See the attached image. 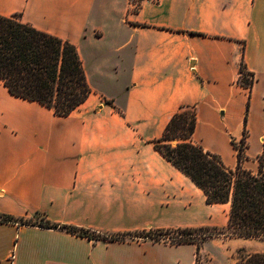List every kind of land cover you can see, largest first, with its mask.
Instances as JSON below:
<instances>
[{"label": "crops", "instance_id": "1", "mask_svg": "<svg viewBox=\"0 0 264 264\" xmlns=\"http://www.w3.org/2000/svg\"><path fill=\"white\" fill-rule=\"evenodd\" d=\"M16 14L77 47L92 93L60 116L0 79V214L37 222L0 220V264H197V242L155 232L225 228L231 204L208 203L155 140L195 106L194 141L227 166L245 127L261 152L264 0H0Z\"/></svg>", "mask_w": 264, "mask_h": 264}, {"label": "trees", "instance_id": "2", "mask_svg": "<svg viewBox=\"0 0 264 264\" xmlns=\"http://www.w3.org/2000/svg\"><path fill=\"white\" fill-rule=\"evenodd\" d=\"M240 72L238 83L252 87L255 74L247 71L244 61ZM0 79L13 95L37 101L60 116L70 115L92 93L77 47L22 22L17 14L0 15ZM197 124L196 107L181 106L163 135L155 140V147L205 192L208 203L231 204L229 224L225 228L160 230L155 236L175 234L177 243L197 242L199 247L203 239L216 235L264 240V137L257 169L247 168L245 127L241 145L233 140L238 162L229 167L220 155L194 141ZM41 216L40 225L44 227H64L78 235L94 236L90 230L55 224ZM0 220L37 224L32 219L2 214ZM201 231L213 232L202 233V239L198 240L196 235ZM236 264H264V252L249 253Z\"/></svg>", "mask_w": 264, "mask_h": 264}, {"label": "rangeland", "instance_id": "3", "mask_svg": "<svg viewBox=\"0 0 264 264\" xmlns=\"http://www.w3.org/2000/svg\"><path fill=\"white\" fill-rule=\"evenodd\" d=\"M173 143H175V141ZM237 144L241 145V140H238ZM260 148L261 146L259 147L257 143H252L249 145V148L246 149L249 154V159L245 162L247 168L252 170L257 169V156ZM207 232L208 231L199 232L196 235V238L198 240L202 239V233ZM212 232L213 231H209L208 233ZM174 236L175 234H168V237L173 239L172 241H174ZM239 238L241 237H232L230 239V237L227 238L223 235H217L203 239L197 252V264H236L238 259L242 256L253 252H264V240L258 238H247L248 240H246V242H238L237 240H243ZM260 243L263 244V248Z\"/></svg>", "mask_w": 264, "mask_h": 264}, {"label": "built area", "instance_id": "4", "mask_svg": "<svg viewBox=\"0 0 264 264\" xmlns=\"http://www.w3.org/2000/svg\"><path fill=\"white\" fill-rule=\"evenodd\" d=\"M142 1L143 0H130V4H131L133 9H139ZM152 1L159 2L160 0H152ZM164 237L168 238L169 240H173L171 237H168V235L164 236Z\"/></svg>", "mask_w": 264, "mask_h": 264}]
</instances>
